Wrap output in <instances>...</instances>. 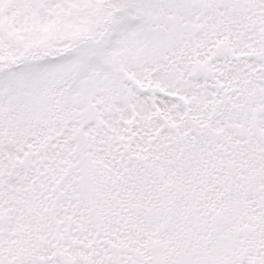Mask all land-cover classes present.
<instances>
[{"label": "snow or ice", "instance_id": "obj_1", "mask_svg": "<svg viewBox=\"0 0 264 264\" xmlns=\"http://www.w3.org/2000/svg\"><path fill=\"white\" fill-rule=\"evenodd\" d=\"M0 264H264V0H0Z\"/></svg>", "mask_w": 264, "mask_h": 264}]
</instances>
